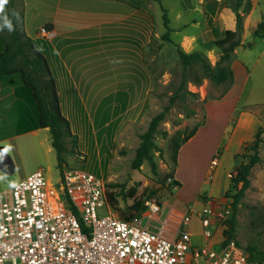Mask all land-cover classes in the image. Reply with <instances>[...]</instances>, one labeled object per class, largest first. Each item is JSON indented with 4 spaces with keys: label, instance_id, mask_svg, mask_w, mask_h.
I'll return each instance as SVG.
<instances>
[{
    "label": "rangeland",
    "instance_id": "rangeland-1",
    "mask_svg": "<svg viewBox=\"0 0 264 264\" xmlns=\"http://www.w3.org/2000/svg\"><path fill=\"white\" fill-rule=\"evenodd\" d=\"M208 1L211 0H62L64 8L77 6V21L70 26L78 29L51 42L62 46L61 39H68L67 44L71 46L65 47L74 52L70 54L59 48L61 59H55V65L52 58L49 64L62 88L61 110L69 119L73 133L67 139L71 152L61 170L50 131L41 129L36 135L25 134V148L19 157H14L18 163L16 172L0 171L2 190L13 187L22 170L29 175L43 169L48 181L57 186L62 172L82 169L104 179L113 194L115 208L110 206L120 216L134 215L147 199H159L174 210L193 206L195 212L186 227L203 239L198 209L207 203L225 209L233 200L239 189L234 180L238 160L233 154L237 153L242 139L251 138L247 141L251 142L257 129L264 126V36L254 35L258 24L248 25L243 44L236 48L230 62L231 66L235 64L232 69L239 77L238 87L243 86L237 109L230 119L221 99L233 82L222 97L218 96L223 86L208 79L201 85L189 82L188 89L197 92L199 97H189L186 105L177 101L159 125L155 143L161 151L153 153L156 169L147 160L135 169L132 160L140 135L151 118L168 104V97L182 75L176 46L161 38L166 31L162 7L167 9L174 42L186 52L202 51L215 64L220 52L215 39L236 24V16L225 4L220 6L218 16H211L206 10ZM260 1L251 21L256 18L264 21V0ZM14 10L16 28L20 31L22 0H14ZM5 13L11 20V5H6ZM249 70L251 73L243 85L245 72ZM243 110L249 112V119L238 128ZM198 121L203 124L196 136L180 148L174 165L176 132L190 130ZM244 151L241 146L238 153ZM259 153L262 160L252 169L251 187L237 210L235 239L241 246L260 232L264 234V141L260 143ZM214 159L216 165L212 163ZM173 165L174 179L180 185H175L171 178L166 179ZM106 213V208L100 209V214ZM223 220L218 225L222 231L221 244L213 246L217 250L226 246L223 241L228 226ZM218 237L221 238L220 233Z\"/></svg>",
    "mask_w": 264,
    "mask_h": 264
},
{
    "label": "built area",
    "instance_id": "built-area-1",
    "mask_svg": "<svg viewBox=\"0 0 264 264\" xmlns=\"http://www.w3.org/2000/svg\"><path fill=\"white\" fill-rule=\"evenodd\" d=\"M37 33L54 38L47 25ZM144 203L140 215L120 216L110 206L104 179L82 169L65 170L57 186L42 169L8 190L0 180V264H256L234 242L218 250L195 245L186 227L193 206L164 210L159 199ZM198 212L203 236L211 238L230 210L207 203Z\"/></svg>",
    "mask_w": 264,
    "mask_h": 264
},
{
    "label": "trees",
    "instance_id": "trees-1",
    "mask_svg": "<svg viewBox=\"0 0 264 264\" xmlns=\"http://www.w3.org/2000/svg\"><path fill=\"white\" fill-rule=\"evenodd\" d=\"M160 2V0H156ZM225 4L235 12V28L228 29L223 36L215 39V45L220 49L219 58L215 64H212L207 55L200 50L186 52L180 45L176 44L171 37L172 28L169 25L167 9L164 11L165 33L162 34V39L166 43H171L176 46L180 63L183 66L181 79L179 84L168 97V104L163 109L154 115L147 129L140 135V143L136 149L135 156L132 160V167L139 169L144 161H148L152 168L156 169L154 160V151H161L155 143V137L159 132V125L165 120L170 108L177 102L181 101L184 105L187 104L189 97L198 98L197 92L188 89V83L201 85L204 79H208L216 85L223 86V90L218 97H222L229 89L234 79V72L230 65L235 49L242 44V34L244 31V15L249 13L252 8L251 0H224V3L218 0H211L206 3L207 13L212 15L219 10L220 6ZM6 7V6H5ZM11 9L14 10V0H11ZM13 32L12 39L7 43L6 49L0 53V86L2 78L14 72H20L25 86L32 91L33 99L37 106V127L49 128L51 134V144L56 151L58 166L62 170L66 163V156L71 150L67 146V139L73 135L69 119L61 110V100L58 90L57 81L54 78L49 60L42 50L47 48L50 42L43 38H30L24 30L23 20L22 29L16 28ZM49 27V26H48ZM264 21L258 23L257 29L254 31L255 36H264ZM68 42V39H66ZM251 44V43H249ZM193 113L195 111H192ZM189 115H187L188 117ZM203 121H198L190 130L184 129L176 132L173 138V153L172 160L174 165L177 163L178 152L180 148L187 143L198 132ZM264 126H260L255 138L251 142H245L242 148L245 153H236L238 165L235 183L239 185V189L234 193L233 200L226 205L230 210L227 218L223 220L228 226L225 232L223 245L234 242L242 248L250 262L256 264H264V234L260 232L257 237H253L245 246H241L237 241L235 231L238 224L237 210L241 200L246 194V191L251 187L250 176L252 169L261 162L262 158L259 153L260 143L264 141ZM76 141V140H75ZM166 175V179L171 178L175 185H180V181L174 179L175 167ZM63 173V172H62ZM117 185V184H116ZM124 188V185H121ZM67 206L76 214L78 210L72 203L70 198L65 194L63 196ZM113 194L108 191V201L114 207ZM146 201V200H145ZM145 201L140 205L139 210L130 216L131 218L140 215L145 209ZM79 215V214H78Z\"/></svg>",
    "mask_w": 264,
    "mask_h": 264
},
{
    "label": "crops",
    "instance_id": "crops-1",
    "mask_svg": "<svg viewBox=\"0 0 264 264\" xmlns=\"http://www.w3.org/2000/svg\"><path fill=\"white\" fill-rule=\"evenodd\" d=\"M22 1H23L22 20H23L24 30L25 33L30 38L32 39L38 38L39 36L37 30L42 25L45 24H49V28L54 33V38H58L59 36L67 32H71L75 29H78V27L76 26H70L73 25L75 21H77L76 19L78 17L77 6H67L66 8H64L62 0H22ZM251 1H252V8L249 13L244 15V19H243L244 31L242 34V44H243V35L248 25H250L251 27H256L257 24L263 20V18L262 20L260 18H256V20L251 21V17L255 11V8L259 6L261 2L260 0H251ZM8 4L11 5V0H8ZM219 13L220 12L217 10L216 13H214V16H218ZM263 14H264V10L262 11V15ZM10 15L13 24V29H15L14 26L15 10L11 9ZM64 25L67 27H63ZM233 28H235V24H232L231 27L228 29H233ZM13 32L14 30L9 31L6 27H3V19L0 18V53L6 49L7 43L12 39ZM61 40L63 43L62 46L58 45V42L54 44L53 42H51L52 40H48L51 46L44 49L42 48L49 61L52 58H54L53 62L55 65H56L55 59L58 60V57L59 59H61L62 57V51H60L59 48L65 52L67 51L66 47L71 46L67 44L68 42H66V39L62 38ZM235 51L233 55L235 54ZM73 52L74 51L72 50L67 51V53L70 54H72ZM234 66L235 64H233L231 67L234 69ZM68 72L71 74L70 70ZM234 72H235V79L233 81V84L230 87L229 91L227 92L226 96L223 99H221V102H223V105H225V109L228 111L227 117L229 119L236 111L239 97L241 96L243 91V86L238 87L239 77L237 76L235 70ZM250 73H251L250 70L248 72H245L246 75L243 79V85L245 84V81L248 79ZM54 74L55 71L53 72V75ZM54 78L57 81L55 75ZM57 85H58L59 95L61 98L62 88L59 83H57ZM230 96L231 99H229ZM61 106H62V100H61ZM248 115H250L248 111L243 110L241 112L239 117L242 116V118L238 120L239 122L237 121L238 128H240L243 124H245V121L249 119ZM255 120L258 122L260 121L258 117H255ZM37 122H38L37 106L33 99L32 91L30 90V88L25 86V83L23 82L20 72H14L12 74L4 76L2 78V84L0 86V171L1 172L8 174L16 172L18 168V163L14 161L15 160L14 157L15 156L19 157L22 149L25 148V134L30 133L31 135H36L39 133V130L41 129L49 130V128L47 127L46 128L37 127L36 126ZM234 132H236V130H234ZM195 136H193L192 138H194ZM263 138H264V134H263ZM249 140H251V138ZM249 140L242 139L239 143L238 151L240 150L243 143ZM183 146L181 147V149L183 148ZM235 153L233 155H235ZM25 176L27 175L22 170L19 180L24 178ZM165 204H164V210H167L166 207L168 205L166 206ZM187 207L188 206H185L184 208ZM184 208H181V210ZM218 233H220L221 238L218 237ZM191 237L195 245H199V246L207 245L213 248V246L216 245L219 246L221 244L222 231H220V228L217 227L215 233L211 238H206L203 236V239L196 237L191 232Z\"/></svg>",
    "mask_w": 264,
    "mask_h": 264
},
{
    "label": "clouds",
    "instance_id": "clouds-1",
    "mask_svg": "<svg viewBox=\"0 0 264 264\" xmlns=\"http://www.w3.org/2000/svg\"><path fill=\"white\" fill-rule=\"evenodd\" d=\"M8 4V0H0V18L3 19V27H6L9 31L14 30L12 21L5 14V6Z\"/></svg>",
    "mask_w": 264,
    "mask_h": 264
}]
</instances>
